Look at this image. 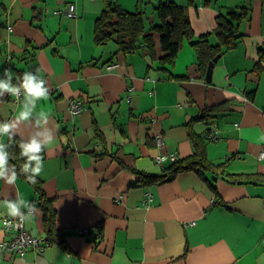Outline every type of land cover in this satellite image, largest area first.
Instances as JSON below:
<instances>
[{"label": "crops", "instance_id": "1", "mask_svg": "<svg viewBox=\"0 0 264 264\" xmlns=\"http://www.w3.org/2000/svg\"><path fill=\"white\" fill-rule=\"evenodd\" d=\"M167 1L187 7L194 30L174 58L153 29L160 23L156 7ZM71 3L72 17L62 12ZM108 3L143 12L136 48L122 51L115 38L96 41ZM231 12L245 13L232 20L239 39L220 54L209 82L192 40L207 35L218 43L217 17ZM261 48L264 0H0V81L8 82L10 69V87H18L36 67L31 75L48 88V98L34 106L22 89L19 101L0 90V126L9 125L0 131L8 159L0 175V241L13 236L3 219L19 217L9 215L11 203L44 245L24 256L0 250V264H264ZM9 54L11 63L4 60ZM112 62L118 65L108 70ZM74 100L84 105L80 115L70 111ZM24 111L28 119H18ZM214 128L219 137L209 139ZM192 131L205 140L209 160L224 166L169 179L170 153L184 159L195 152ZM18 140L41 144L38 178L64 244L50 242L39 191L8 156L6 147ZM143 174L158 179L143 183Z\"/></svg>", "mask_w": 264, "mask_h": 264}, {"label": "trees", "instance_id": "2", "mask_svg": "<svg viewBox=\"0 0 264 264\" xmlns=\"http://www.w3.org/2000/svg\"><path fill=\"white\" fill-rule=\"evenodd\" d=\"M156 10L160 23L154 25L153 29L160 32L162 48L164 51L169 52L168 57L174 58L178 55L183 40L185 38L191 39L194 35L187 7L176 2L167 1L159 3ZM244 15V12L241 14L231 12L229 17L223 14L218 15V24L215 28V33L219 37V42L216 44H212L207 35L202 36L198 40H192V46L198 53L199 64L203 74H206L210 60L216 55L222 54L225 51L224 49H230L236 46L239 34L232 20H242L244 19ZM144 33L145 22L143 12L141 10L129 11L120 5L106 4L105 9L96 22V41L102 43L115 38L122 51L136 48L139 38ZM259 54L260 61L258 65L261 68L262 63H264V48L259 49ZM4 60L7 62V57ZM33 69L31 70L32 72H34ZM204 114L203 112L200 117L204 116ZM190 136L194 143L195 152L187 158L174 161L172 167L169 169V179H173L179 172L186 170L193 169L200 173L205 170L216 172L219 167L224 166L223 163L217 165L209 160L205 140L202 136H199L193 131L190 132ZM24 145L26 144L22 141H14L8 144L6 151L9 158L13 161L16 173L28 180L27 177L33 175L30 167L32 161L30 162L29 156L42 155L43 152L21 155L24 151ZM25 163L28 164L27 168H24ZM142 176L143 183L158 179L157 176L152 175L143 174ZM35 179L37 182L32 184L39 191L41 206H43L45 211V221L51 227L49 240L50 242L55 241L64 244L62 234L54 229L53 216L55 215V210L50 202L51 199L45 196L42 189V181L38 176Z\"/></svg>", "mask_w": 264, "mask_h": 264}, {"label": "built area", "instance_id": "3", "mask_svg": "<svg viewBox=\"0 0 264 264\" xmlns=\"http://www.w3.org/2000/svg\"><path fill=\"white\" fill-rule=\"evenodd\" d=\"M75 9H76V5L75 3H71L66 9H63V13L67 16H74L75 15ZM11 59L12 56L11 54H9L7 56V62L11 63ZM118 65V63H109L107 65V69L108 70H113L114 68H116ZM21 91L20 93H18V101L21 98ZM15 101L16 98H15ZM84 109V105L82 104V102L74 100L71 102V106H70V111L72 112V114L74 115H80L83 112ZM206 136L209 139H217L219 137L218 135V131L217 128H214L213 130H209L206 134ZM156 143L159 147L164 145V135L161 133L156 134ZM259 157L263 158L264 157V150H262L259 153ZM170 158L172 161H176L178 160V156L175 153H170ZM162 161V157L161 155H158L156 158V162L160 163ZM151 201V199H146V203H149ZM34 210V206L32 205L30 208V211ZM23 214V218L21 216L19 217H5L3 219L4 222V229L7 232H11L13 234V236L10 239H5V240H1L0 241V250L2 251V253L4 255H13V254H17L20 256H24L27 251L29 249H42L44 247V245L42 244L43 239H40L38 237H35L33 235H31L29 232H27V230L25 229V224H24V213ZM5 224H7V227L5 226ZM80 233H86L87 229H80L79 230Z\"/></svg>", "mask_w": 264, "mask_h": 264}, {"label": "clouds", "instance_id": "4", "mask_svg": "<svg viewBox=\"0 0 264 264\" xmlns=\"http://www.w3.org/2000/svg\"><path fill=\"white\" fill-rule=\"evenodd\" d=\"M5 76L8 78V82L0 81V90L3 91H10L13 93V96L18 101V93H20L21 89L23 90L25 100H27L29 103H32L34 106V101L37 98L47 99L48 98V88L45 87V81L43 79H37L36 76L31 75L29 72H25L20 79L18 83V87H10V81L12 77V73L10 69L4 70ZM0 95H2V92H0ZM45 111L41 110V117L44 119V123H47V117L44 115ZM30 113L28 111L21 112L18 119H28ZM37 124L40 123L39 120L36 121ZM9 125L4 124L3 126H0V131H3L5 133L8 132ZM52 138L49 137L45 145L50 144L52 142ZM24 151L21 153V155H27L28 153H41L42 147L40 143H37L35 140H33L30 144L23 146ZM29 160H36L37 161V167L32 169L33 175L30 177H27L28 180L35 184L36 176H39L42 172V157L41 155H31L29 156ZM8 162L7 154L0 153V175H3V166ZM28 164H24V168H27ZM14 168V167H13ZM17 177L14 175L12 177V180H16ZM9 182H12L11 180ZM34 206V205H33ZM9 215L12 216H21L23 218V214L20 213L19 209L16 207V205L9 203ZM35 208V206H34ZM7 227V224H5Z\"/></svg>", "mask_w": 264, "mask_h": 264}, {"label": "water", "instance_id": "5", "mask_svg": "<svg viewBox=\"0 0 264 264\" xmlns=\"http://www.w3.org/2000/svg\"><path fill=\"white\" fill-rule=\"evenodd\" d=\"M220 55H216L212 60L208 63V68L206 72V79L210 82L212 80L213 68L215 63L218 61Z\"/></svg>", "mask_w": 264, "mask_h": 264}]
</instances>
